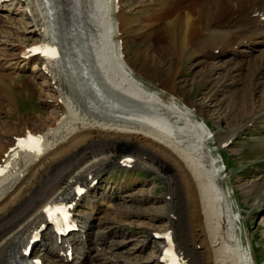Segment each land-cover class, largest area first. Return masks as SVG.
Instances as JSON below:
<instances>
[{
    "label": "bare ground",
    "instance_id": "1",
    "mask_svg": "<svg viewBox=\"0 0 264 264\" xmlns=\"http://www.w3.org/2000/svg\"><path fill=\"white\" fill-rule=\"evenodd\" d=\"M10 2L15 8L5 4L0 12L26 10L35 28L26 31L38 37L36 45L58 49L50 62L26 50L9 60L23 68L34 62L32 71L38 69L43 86L52 89L54 114L60 117L46 132H37L41 141L30 147L38 151L22 149L18 135L3 146L8 156L0 157V264L22 261L33 232L47 225L46 209L61 198L74 204L75 219L84 222L76 251L83 257L81 264H88L105 238L104 232L89 235L95 229L92 217L111 209L114 217L121 215L110 197L91 200L92 184L111 166L128 165V159L145 166L147 158L167 163L185 186L192 236L183 237L172 225L169 231L184 264H255L239 236L241 215L233 210L208 146L212 132L194 119L192 111L199 107L177 101L174 84L184 58L212 59L216 50V71L226 68L220 57L231 55L237 60L227 70L231 85L244 75L247 89L256 80L262 87L258 102L248 99L239 116L264 117V0H147L142 14L130 16L121 11L118 0ZM128 28L148 40L145 59L154 58L149 50L153 43L164 45L178 59L180 66L163 82V91L151 90L135 77L119 42ZM3 98L12 103L6 92ZM64 165L58 176L51 175ZM84 182L86 192L75 194ZM42 241L38 246L49 254L58 251L51 232ZM160 247L162 257L166 242Z\"/></svg>",
    "mask_w": 264,
    "mask_h": 264
},
{
    "label": "rangeland",
    "instance_id": "2",
    "mask_svg": "<svg viewBox=\"0 0 264 264\" xmlns=\"http://www.w3.org/2000/svg\"><path fill=\"white\" fill-rule=\"evenodd\" d=\"M145 1L118 0L121 11L127 16L142 14L146 10ZM9 8H15L14 4ZM26 13L24 9L0 13V157L6 158L8 155L3 146L14 135L23 136L28 128L31 132L44 133L60 117L54 114L52 89L49 85L43 86L45 82L39 78L38 69L32 71L34 62L23 68L9 60L38 43V37L29 32L35 28ZM122 34L119 42L125 47V58L134 67L135 77L151 90L163 91V82L180 66L178 59L169 55L164 45L153 43L149 50L154 58L147 60L143 55L149 42L144 34L135 28H128ZM215 52H212V59H208V55L183 59L174 84V95L179 103L190 101L199 107L192 109L194 119L204 123L212 132L208 146L221 171L223 185L230 194L233 210L237 216L241 215L239 236L254 263L263 264L264 117L260 121L254 116L238 114L242 109L240 106L248 99L258 102L262 87L256 80L252 89H247L244 75L237 76L236 85H231L227 70L235 67L237 60L231 55L221 56L219 63L226 68L215 71L217 60L213 57L218 55ZM4 92L11 97V105L5 102ZM229 132H234L233 136L230 134L231 140ZM147 160V166L131 163L123 168L117 164L101 174L91 200L100 202L106 195L112 199L115 212L121 215L114 217L111 209L92 217L91 227L95 229H90L89 235L104 232L105 238L100 237L101 246L93 252L88 264H162V257L158 254L165 241L157 235L169 232L172 225L183 237L191 238L190 209L183 182L167 163ZM61 168L51 175L58 176L67 165ZM35 254L48 264L55 262L43 248H36Z\"/></svg>",
    "mask_w": 264,
    "mask_h": 264
},
{
    "label": "snow or ice",
    "instance_id": "3",
    "mask_svg": "<svg viewBox=\"0 0 264 264\" xmlns=\"http://www.w3.org/2000/svg\"><path fill=\"white\" fill-rule=\"evenodd\" d=\"M39 50V49H37ZM51 52H54V50H47L45 51V55H49ZM40 138L39 137H34L31 134H29V136L27 137L26 140H21L20 146L22 149H27V150H33V151H38L39 149L36 147H30V145H33L34 143L38 144L39 143ZM46 211H51L49 209H46Z\"/></svg>",
    "mask_w": 264,
    "mask_h": 264
}]
</instances>
